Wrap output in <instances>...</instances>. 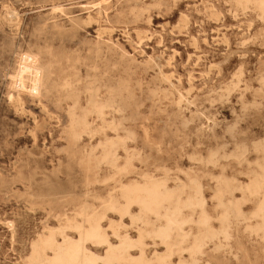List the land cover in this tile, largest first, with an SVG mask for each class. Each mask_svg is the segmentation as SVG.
Returning a JSON list of instances; mask_svg holds the SVG:
<instances>
[{"label":"rangeland","instance_id":"374dc122","mask_svg":"<svg viewBox=\"0 0 264 264\" xmlns=\"http://www.w3.org/2000/svg\"><path fill=\"white\" fill-rule=\"evenodd\" d=\"M260 1L0 0V264H29L32 244L40 236L58 231L68 221L83 223L81 214H105L103 226L114 245L119 241L112 225L121 237L128 234L133 241L141 231L160 226L154 217L143 226L107 209L112 201L125 203L120 181L125 185L165 181L170 190L184 186L186 192L192 181H198L212 225L220 228L217 188L225 181L246 187L264 165ZM30 52L45 65L54 62L52 79L73 82L84 108L87 91L94 85L100 87L102 102L121 86L120 110L107 108L105 122L95 115L90 118L92 127H105L104 132L84 135L71 148L65 135L66 102L58 106L57 94L33 97L24 91L21 104L10 99V95L17 99L20 92L13 88V71L21 56ZM119 139L117 164L124 167L130 162V174L119 175L103 160L104 144ZM234 195L243 199L240 191ZM262 202L261 196L243 202L242 216L229 220L230 239L210 243L196 264H264V237L255 232L261 219L254 217ZM131 215H140L137 206ZM184 215L197 220L199 214ZM190 228L197 232L195 224L186 231ZM145 243L148 259L166 254V247L149 235ZM130 253L140 256L135 248ZM188 261L186 252L172 257V264Z\"/></svg>","mask_w":264,"mask_h":264},{"label":"bare ground","instance_id":"6f19581e","mask_svg":"<svg viewBox=\"0 0 264 264\" xmlns=\"http://www.w3.org/2000/svg\"><path fill=\"white\" fill-rule=\"evenodd\" d=\"M243 1L246 4H249L253 0H243ZM235 2L237 3V1H235ZM257 7L260 11L264 12V0H261L259 3H257ZM54 11H55V9H54ZM233 13H234V11H233ZM221 15H222V13H221ZM258 19H260V18H258ZM127 35L129 36V34H127ZM136 35H135V37H136ZM254 39H257V38H254ZM13 42H14V40H13ZM245 43H246V41H245ZM9 44H11V43H9ZM5 45H7V41H6ZM29 46H30V44H29ZM45 51H46V49H45ZM50 51H51V49H50ZM99 51H101V50H99ZM39 52H41V51H39ZM7 55H9V54H7ZM3 56H5V55L3 54ZM41 56H42V54H41ZM100 56H102V55H100ZM97 57H99L98 54H97ZM60 59L62 60V58H60ZM84 61H86V60H84ZM69 62H70V60H69ZM80 63H81V61H80ZM80 63H78V64H80ZM108 63H110V62H108ZM75 64H76V62H75ZM15 65H17V63ZM53 65H54V62H49L46 65L41 63L38 55L33 54V52L26 53L25 55H22L20 60H19L16 71H13V72H15V75L13 77V84H14L13 88H15V90L17 89L18 91H20V92H18L19 97L16 99V97H14V95H10V99H12L13 101L16 100V102L18 104H21L22 99H21L20 94H22V92H24V91H26L27 94L29 93V95H32L33 97H39L41 94H43V92L46 94H50V95H51V93L57 94L56 97H57V102L59 103L58 106L61 107V103L63 101L66 102L67 107L65 108V112H66V115L68 118V124H67L65 135H66V139L69 142L70 147L75 148L79 144L81 139L84 137V135H87L90 137V136H94L93 134H98L100 132H104L105 127H102L100 130H95L91 125L90 118H91V116L95 115L98 119L105 122V113H106L105 110L107 108L108 109L113 108L117 111L120 110L119 109V99L121 97L120 96L121 95V86L119 85L116 88H114L113 95H111V97L107 101L102 102L99 99L100 87L98 88V87H95V85H94V88H90L87 91L89 93V95H88L89 96L88 107L84 108L82 105V102H81V98H80L81 94L79 95L80 92L78 93L77 88L73 85V82L66 79V80H63L61 83H57L52 79V74L54 73V72H52ZM94 67H96V64ZM212 67H210V68H212ZM73 68H76V67H73ZM95 69H97V68H95ZM95 69H93V70L95 71ZM98 70L96 72H98ZM65 71L66 70H64L63 72H65ZM91 71H92V69H91ZM94 71H93V73H94ZM77 77L79 78V76H77ZM77 77L75 79H78ZM88 79H89V77H88ZM94 79H96V78H94ZM236 79H238V78H236ZM70 80H71V78H70ZM85 81H86V79H85ZM75 83H76V81H75ZM171 83H172V81H171ZM178 83H179V81H178ZM240 83H241V81H240ZM77 84H79V82ZM124 89H127V88H124ZM225 91H227V90H225ZM107 94H108V92H107ZM154 96H155V94H154ZM180 97H181V95H180ZM129 99L130 98H128V100ZM86 100L87 99H85V101ZM67 101H71V104H68ZM180 101L183 102L182 100H179V102ZM85 104H86V102H85ZM189 105H190V103H189ZM179 106H181V105H179ZM208 106H209V104H208ZM177 107H178V104H177ZM255 107H256V105H255ZM186 120H187V118H186ZM115 130H117V127ZM262 143H264V142H262ZM120 144H122L120 142V139L117 141H109V142L107 141L103 147L104 148L103 160L107 163H110L112 166L116 167V170L118 171L119 175L130 174L133 171L132 164L130 162H127V164L124 167H119L117 164L118 163L117 147ZM257 144H258V142H257ZM259 144H261V143H259ZM258 147H259V145H258ZM261 147H260V149H261ZM263 147H262V149H263ZM242 150H244V148ZM252 151H254V149ZM236 152H238V151H236ZM260 154H261V152H260ZM242 156H243V154H242ZM239 158L240 157H238V159ZM224 159L226 161V157ZM232 159H233V157H232ZM243 159H244V157H243ZM229 160H227V161H229ZM244 160H246V159H244ZM232 183L225 181V182L221 183V186L219 187V189L217 188L218 191L216 193V200L218 202V208L222 209V215L219 219L220 228L218 230H216L212 225V221H211L212 217L206 211V201H205L204 194L202 191L203 188L198 181H192L191 182V185L189 186L188 192H186L184 186H182L181 188H179L177 190L176 189L170 190L165 181H155V180L148 179L147 182H145L142 185L138 184L136 182L125 185L120 181L119 186L121 189V195H122V198H123L125 203H124V205L121 206L117 201H112L108 205L107 209L111 210L113 212H116L117 214H119V216L121 218H124L125 216H129L132 220V223H134V224L140 223L143 226H148L150 218L154 217L156 219V221L161 222L160 226L155 227L149 233L141 231L139 233V238L137 237L138 240L133 241L128 236V234H126L125 236L122 235L123 237H121L120 234L118 233V230L115 228L114 225H112L109 228L112 230L113 236L116 239H118V241H119L118 245H114L111 242V239H110V236H109L107 230L103 226L104 221L107 219V216L105 214H98V213H94L92 215L81 214L80 216H81V218H83V223H78L76 221H68L67 224L65 226H63L62 228H60L58 231H54V230H50L49 232L47 231L48 234H43L42 236H40L38 238V240L36 242H34L33 244L31 243L32 244V253H31V256L29 258V264H172V257L176 253H178L180 255V257H182L184 252L188 253L190 261H188L186 263L181 262L180 264H196L204 256V254L206 253V248L208 247V245L210 243H214L215 241L220 240L221 237L227 241L230 239V235H231L230 234V223H229L230 218L231 217H234V218L241 217L242 216L241 206H242L243 202L247 201V199H249V198L258 197V196L262 197L263 202L259 204L257 210L254 213L255 218L261 219V225L257 229H255V232L256 233H258V232L262 233L263 237H264V165L261 168V173L258 174L257 176H255L251 180V183L248 186L242 187L238 184L235 185ZM236 191H240L242 193L243 199L241 201L236 200V197L234 195V193ZM183 195H186L185 199L183 198ZM133 206H137L140 210V215L137 217H132V215H131V208ZM185 211H190L192 213L199 214L197 220H194L193 218L186 217L184 215ZM215 220H217V219H215ZM193 224H195V228L197 231L195 234L192 232L193 230L191 228H190V231H186V229L188 227H191ZM127 225H125V226H127ZM249 228H251V227H249ZM69 231L74 232L75 236L72 237L71 234L69 233ZM137 235H138V233H137ZM147 235H149L150 237H152L155 240H158L160 242V244H162L166 247L165 248L166 249L165 255L156 256L154 260H151L150 258L148 259L147 255H146L147 244L145 243V237ZM11 236H12V234H11ZM13 241H14V239H13ZM12 246H13V244H12ZM91 247H95L97 249L98 248L105 249L104 255H99V254H97L98 252H96V253L93 252L91 250ZM134 248L137 249L140 253V256L138 258H133L131 253H130V250L134 249ZM218 249H220V248L218 247ZM160 251H162V250H160ZM49 253H51L52 255L49 256L48 255ZM28 256H29V254H28Z\"/></svg>","mask_w":264,"mask_h":264}]
</instances>
